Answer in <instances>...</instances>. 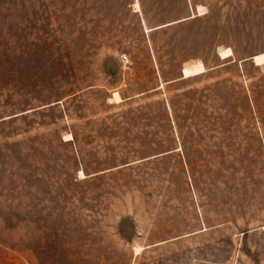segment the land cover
<instances>
[{"label":"rangeland","instance_id":"obj_1","mask_svg":"<svg viewBox=\"0 0 264 264\" xmlns=\"http://www.w3.org/2000/svg\"><path fill=\"white\" fill-rule=\"evenodd\" d=\"M261 53L264 0H0V264H264Z\"/></svg>","mask_w":264,"mask_h":264},{"label":"bare ground","instance_id":"obj_2","mask_svg":"<svg viewBox=\"0 0 264 264\" xmlns=\"http://www.w3.org/2000/svg\"><path fill=\"white\" fill-rule=\"evenodd\" d=\"M137 8H139V5L137 4ZM233 54V50L231 48H227L221 52L222 57H228ZM256 63H264V53L258 54L255 57ZM205 70V66L202 62H199L197 64H191L189 66H185L183 70L184 77L185 76H190L196 73H200ZM117 93V92H116ZM115 93V94H116ZM118 93L116 94V96Z\"/></svg>","mask_w":264,"mask_h":264},{"label":"built area","instance_id":"obj_3","mask_svg":"<svg viewBox=\"0 0 264 264\" xmlns=\"http://www.w3.org/2000/svg\"><path fill=\"white\" fill-rule=\"evenodd\" d=\"M121 59H127V54L126 53H121Z\"/></svg>","mask_w":264,"mask_h":264},{"label":"crops","instance_id":"obj_4","mask_svg":"<svg viewBox=\"0 0 264 264\" xmlns=\"http://www.w3.org/2000/svg\"><path fill=\"white\" fill-rule=\"evenodd\" d=\"M184 70V69H183ZM184 73V72H183ZM183 77H184V74H183Z\"/></svg>","mask_w":264,"mask_h":264},{"label":"water","instance_id":"obj_5","mask_svg":"<svg viewBox=\"0 0 264 264\" xmlns=\"http://www.w3.org/2000/svg\"><path fill=\"white\" fill-rule=\"evenodd\" d=\"M156 28V27H155Z\"/></svg>","mask_w":264,"mask_h":264}]
</instances>
